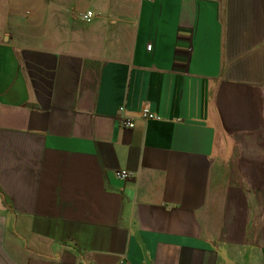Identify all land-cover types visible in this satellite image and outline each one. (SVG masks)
<instances>
[{"label": "crops", "instance_id": "0c3cea01", "mask_svg": "<svg viewBox=\"0 0 264 264\" xmlns=\"http://www.w3.org/2000/svg\"><path fill=\"white\" fill-rule=\"evenodd\" d=\"M0 264H264V0H0Z\"/></svg>", "mask_w": 264, "mask_h": 264}, {"label": "built area", "instance_id": "2783aa9c", "mask_svg": "<svg viewBox=\"0 0 264 264\" xmlns=\"http://www.w3.org/2000/svg\"><path fill=\"white\" fill-rule=\"evenodd\" d=\"M92 17H93V12H87L85 15H83L84 20H86L88 22L91 20ZM148 49H151V46H148ZM124 111H125V108L123 106L119 108V112L122 114L120 117V123L122 126L131 129L135 125L134 120L127 117V116H123ZM142 117L145 120L160 119L158 115L151 112L150 108H144L142 110ZM114 174L117 178L122 179V180H127V179L131 178V176H132V173L127 171V170H116L114 172Z\"/></svg>", "mask_w": 264, "mask_h": 264}]
</instances>
